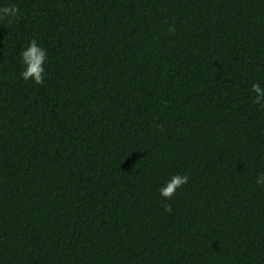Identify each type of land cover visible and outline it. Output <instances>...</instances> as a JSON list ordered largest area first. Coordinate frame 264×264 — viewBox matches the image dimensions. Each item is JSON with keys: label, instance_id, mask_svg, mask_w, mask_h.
I'll return each mask as SVG.
<instances>
[{"label": "trees", "instance_id": "trees-1", "mask_svg": "<svg viewBox=\"0 0 264 264\" xmlns=\"http://www.w3.org/2000/svg\"><path fill=\"white\" fill-rule=\"evenodd\" d=\"M9 3L0 264H264V0ZM32 38L41 85L18 75Z\"/></svg>", "mask_w": 264, "mask_h": 264}, {"label": "clouds", "instance_id": "clouds-1", "mask_svg": "<svg viewBox=\"0 0 264 264\" xmlns=\"http://www.w3.org/2000/svg\"><path fill=\"white\" fill-rule=\"evenodd\" d=\"M21 9L15 3L0 6V20L8 18L11 23L13 19L21 15ZM20 71L19 78L34 85H41L45 80V63L48 61V51L42 47L35 38L29 39L17 53ZM250 99L259 109L264 110V86L257 81L250 84ZM188 182L187 174L175 173L165 181L164 185L157 189L158 195L165 200L172 196L177 188ZM257 186L264 185V174L255 179ZM165 211H170V206L165 205Z\"/></svg>", "mask_w": 264, "mask_h": 264}]
</instances>
